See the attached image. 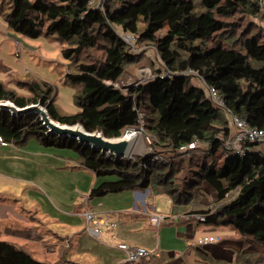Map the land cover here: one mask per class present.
I'll return each mask as SVG.
<instances>
[{
  "label": "trees",
  "instance_id": "16d2710c",
  "mask_svg": "<svg viewBox=\"0 0 264 264\" xmlns=\"http://www.w3.org/2000/svg\"><path fill=\"white\" fill-rule=\"evenodd\" d=\"M88 2L0 0V15L10 30L60 42L68 62L65 83L75 88L73 101L79 111L64 112L56 103L54 86L45 81L28 80L25 95L0 81V100L20 108L42 102L60 124H80L107 138L121 137L129 128L139 127V112L143 111L144 130L157 151L175 152L199 138L216 155L221 147L217 138L229 129L228 116L190 78L149 79L127 92L105 83H120L127 69L148 57L147 53H129L115 31L120 29L136 34L140 46H156L168 69L198 71L207 84L218 89L234 114L264 130V36L248 31L237 35V22L230 20L239 12L264 18L256 0H106L104 11L89 8ZM166 25V35L159 38L157 33ZM0 134L16 146L35 138L45 146L71 149L76 163L98 178H117L92 189L91 197L154 184L175 204L189 205L194 190L208 185L215 194L216 210L204 224L228 226L264 246L263 154L228 156L218 168L200 165L193 181L181 188L174 160L160 165L148 154L116 160L76 139L47 134L35 114L15 117L0 111ZM0 264L48 263L0 242ZM235 264L264 263L260 256L238 254Z\"/></svg>",
  "mask_w": 264,
  "mask_h": 264
},
{
  "label": "crops",
  "instance_id": "0c3cea01",
  "mask_svg": "<svg viewBox=\"0 0 264 264\" xmlns=\"http://www.w3.org/2000/svg\"><path fill=\"white\" fill-rule=\"evenodd\" d=\"M0 18L7 25L6 21L0 15ZM0 19V21H1ZM8 27V25H7ZM9 29V28H8ZM18 44V41H17ZM151 49L145 53L148 57H151L149 51L155 50L150 46ZM21 55V52L18 54ZM154 63L152 67H138L129 68L126 70L125 75L128 82L131 80H149L152 76L158 74L160 70V64L156 59V55L152 59ZM145 76V77H144ZM193 83V81L191 80ZM56 103H59L56 100ZM25 145V144H24ZM22 145V146H24ZM17 146L13 143L7 146L0 147V160L3 161H18L22 160L23 164L31 163L35 166V172L41 168H72V164L76 163V154L73 152L72 155H62L56 153L51 155L41 149H30L32 152L16 148ZM24 148V147H23ZM21 152V158H19ZM134 150V149H133ZM132 150V151H133ZM135 155H141V146L136 147ZM37 152V155H36ZM145 150H143V153ZM18 153V154H16ZM35 153V155L33 154ZM147 153H144L145 155ZM40 157L38 161L35 158ZM78 165V164H77ZM79 166V165H78ZM75 170H63L67 177V183H62L54 186L52 189L57 191L54 193L50 192V196L45 195L46 192L42 189V185L37 183L42 192H38L37 195L44 199L46 208L44 214L49 216L50 219L61 221L62 218L64 224L71 226L77 225L79 230L75 232L72 243V253L74 256V250L77 252L89 253L87 258L90 261L93 260V255L100 259V264H140L143 261L140 260L135 263H128L125 259V253L120 250L117 246L119 243H127L129 245H138L148 248L152 251H158L159 255H152L149 258L143 260H149L155 258L160 261H164L163 264H207L202 256L211 255L214 259L223 263L233 262L235 256L242 249H237L234 252L233 248H229L231 244L242 243L240 248H243V240L235 238L237 233L233 230L226 229L228 226H208L203 223L190 222L185 218V214L191 210L193 211H205L210 204H214L215 194L214 191L205 185L198 187L194 190V197L189 205L175 204L172 198L164 193L160 187L152 184L148 188L143 189L140 187L134 189H126L121 192L108 193L105 196H90L92 189L97 187L106 181H116L117 178L101 177L98 178L91 170L79 166L74 168ZM18 170V172H16ZM12 175L22 176L25 172L17 168ZM38 170V171H39ZM37 171V172H38ZM46 177V176H45ZM45 184L49 185L47 178ZM41 185V186H40ZM44 188V187H43ZM199 189V190H198ZM86 192L88 199H86L83 206L78 207L75 205V198L64 202L61 206L57 203L58 198L63 199L64 192ZM59 206V207H58ZM60 207L66 211H60ZM60 209V210H58ZM93 212L98 216L112 215L118 219V226L116 229H112L107 226H103L101 236L102 241L93 237L88 231L87 221L85 212ZM160 213L165 217L164 221L160 226H156L150 221L152 215ZM83 218V219H82ZM80 222L81 225L77 223ZM86 225V230L84 226ZM225 227V228H224ZM6 230V231H5ZM4 231L14 238L24 243L26 246H34L36 251L41 249L44 255L52 254L57 251V248L48 253L46 248L54 246L50 241H47L49 233L47 231H41L37 227H25L22 224H10L4 226ZM220 232V234L218 233ZM204 236H214L218 240L208 245L200 246L198 240ZM10 238L6 239L11 244L15 241ZM63 240V239H62ZM61 240V241H62ZM72 239L70 240V242ZM105 241V242H104ZM42 245V247H39ZM68 249V248H67ZM50 252V251H49ZM66 251L61 250V258L64 260L59 263L53 264H88L87 262H73L71 256L66 258ZM226 261V262H225Z\"/></svg>",
  "mask_w": 264,
  "mask_h": 264
},
{
  "label": "rangeland",
  "instance_id": "374dc122",
  "mask_svg": "<svg viewBox=\"0 0 264 264\" xmlns=\"http://www.w3.org/2000/svg\"><path fill=\"white\" fill-rule=\"evenodd\" d=\"M232 19L233 21L237 22V35L248 31L253 34L260 33L262 34V36H264L263 17L239 12L230 20ZM167 29L168 27L166 25L157 33V36L159 38L164 37L166 35ZM20 52L21 55L19 56L18 54ZM148 53L151 54V57H142L136 65L130 68H138L142 66L152 67L154 63L151 60L154 58L155 53L153 51H149ZM67 63V60L63 57L62 45L59 41L54 38H47L45 36H41L39 38H31L29 36L15 33L14 31L8 29L7 25H5L4 21L1 19L0 81L3 82L6 87L13 88L18 92V94L25 95L28 94V91L24 87V84L28 82V80L48 82L54 86L57 96L56 100L61 106L62 110L70 114L76 113L77 111H79V108L74 104L73 101L75 88L73 86L66 85L65 83V76L68 72ZM127 81L128 79L125 75L120 79V84H126ZM150 140L151 137L146 133V131H140L137 134L135 147L141 146V155L149 152L148 142ZM18 147L19 146H17L16 148ZM29 148L36 150L41 149L51 155H55L56 153H60L62 155L73 154V151L71 149L51 145L45 146L43 144H40L35 138L29 139L24 146L19 147V149H21V152L22 150L32 152ZM143 150H145L144 153ZM16 152L20 153L19 158H21V152ZM33 154L35 155V153ZM134 154H136V151ZM134 154L131 155L132 158ZM39 158L40 157L35 158V161H38ZM224 159L225 157L221 151H219L216 155H213L206 148H198L184 156L175 157L174 162L176 168L175 170L177 171V184L181 188L183 186L186 187V185H189L193 181V174L197 171L200 165L208 163L218 168L223 164ZM79 166L77 164H72V168H68L66 166L65 168L59 169H50L43 167L41 168V170L37 169V171L39 170L38 172H35L36 168L31 163H26V165H24L22 160H0V242H6L8 241L6 239L12 238L5 232L6 230L4 231V226L10 224H22L27 228L37 227L41 231H47L49 235L46 242L50 241L52 244H54V246L49 248L47 247L46 250L48 251V253H51L54 248H57V251L53 252L52 254H48L47 257V255H44L41 249H39V251H36L33 249L35 248L34 246H26L19 240H15L14 238H12L15 241V243H13L12 245H14L18 250L26 252L32 255L38 261L48 264L58 263L56 261L61 258V250L66 251V258L69 257L68 255L71 256V253L73 251V237L75 232L79 230V227L77 225L68 226L64 224V220L62 218H59L61 221H56L55 219H50L49 216L44 214L46 203L44 199H41L37 195L38 192H42L37 183H40L42 185L40 186L46 192L45 195L50 196V192H56L57 194V191L53 190L52 188L58 184L67 183V180L65 179V177H67V174H65L63 170L72 172L73 170H75L74 168H79ZM17 168L22 169L25 174L22 176H16L15 174L10 177L11 174L9 175V173H14L15 169L17 170ZM16 172H18V170ZM46 178L49 185L45 184ZM204 185L205 184H203L202 187ZM205 186L208 187V185ZM74 198L75 205L79 207L80 204L81 206H83V204H85L86 198L89 197L86 192L79 191L78 193H76L72 191L64 192L63 199L58 198V200H56V198H54V200L61 206H63L62 204L64 202H68V200H73ZM60 209L58 210L66 211L62 207H60ZM77 224L81 225L80 222H78ZM86 229L87 228L85 225L83 230ZM226 229L232 230L230 227H226ZM218 233L220 234V232ZM235 238H240V240H243V248H240V245L242 243L240 244L237 242H235V244H231L229 248H233L234 252H236L237 249H242L238 254H244L245 256H260V258L263 259L264 263L263 245L258 244L257 242L249 238H245L238 233ZM71 239L72 241L70 242ZM99 240L102 241L103 238L100 237ZM39 247H42V245H40ZM75 250L74 256H71L73 262L100 264V259L98 257L93 255V257L95 258L90 261L89 258H87L89 253H80ZM237 255L235 256L233 262H227L223 264H235ZM202 258L207 262V264H222L220 261L214 259L211 255L202 256ZM63 260L64 257L59 260V263H61V261ZM142 261L143 262L140 264H163L164 262L155 258H150L149 260Z\"/></svg>",
  "mask_w": 264,
  "mask_h": 264
},
{
  "label": "built area",
  "instance_id": "2783aa9c",
  "mask_svg": "<svg viewBox=\"0 0 264 264\" xmlns=\"http://www.w3.org/2000/svg\"><path fill=\"white\" fill-rule=\"evenodd\" d=\"M261 8L264 10V0H256ZM105 2L106 0H89L88 6L91 9H99L105 10ZM117 35L126 43L129 53L135 55H139L145 53L147 50H150V46H140L138 44V36L131 32H125L120 29H115ZM155 50L156 59L160 64V72L151 77L161 78V79H172L175 76L188 77L193 81V84L203 89L206 92L207 97L213 104V106L221 111H223L229 120V129L223 131L218 136V140L221 141L220 151L223 153L224 157L228 156H240L244 157L248 153H259L264 155V130L252 127L246 120L240 118L238 115L234 114L233 111L227 107L225 104L220 92L214 86H211L206 83L203 76L196 70L188 68L183 71H172L167 68L165 63L162 61L160 54L158 52L157 47H152ZM18 54V53H17ZM143 80H131L127 81L126 84L122 83H114L112 81L106 80L105 83L107 85L114 86L119 88L125 92H127L130 87L138 86L142 83ZM136 109V108H134ZM144 115L143 111L139 112L140 117V125L137 128H129L128 130L138 134L140 131H144ZM127 132V131H126ZM125 132V133H126ZM124 133V135H125ZM149 152L148 155L152 157V161L154 163L160 165H168L172 160H174V156L177 154L178 156H184L189 154L190 152L198 149V148H206L211 153V147L209 143L203 142L199 138H195L191 143L181 146L175 152H160L157 151L154 147L150 145V141L148 142ZM13 144L12 142H7L3 136L0 134V147L7 146ZM146 155V154H145ZM132 158L129 156L128 159ZM88 199V198H86ZM216 210L214 204H210V206L205 211H211L209 214L200 212V211H189L185 214V218L190 222L197 223H205L207 217L214 213ZM85 217L87 221V227L90 234L98 239L101 236L103 226L110 227L112 229H116L118 226V219L116 216L106 215V216H98L93 212L86 211ZM165 217L160 215V213H156L151 216L150 221L154 223L156 226H160L164 221ZM218 240V238L214 236H204L198 240V244L200 246L208 245L210 243H214ZM120 250L125 253V259L128 263H135L140 260L149 258L152 255H159L158 251H151L146 247L138 246V245H129L127 243H119L117 246Z\"/></svg>",
  "mask_w": 264,
  "mask_h": 264
},
{
  "label": "water",
  "instance_id": "95a60500",
  "mask_svg": "<svg viewBox=\"0 0 264 264\" xmlns=\"http://www.w3.org/2000/svg\"><path fill=\"white\" fill-rule=\"evenodd\" d=\"M9 111L12 116L19 117L35 114L40 117L42 126L47 129V134H55L59 138L76 139L80 145L90 146L93 150H100L102 154L119 159H128L130 151L136 145L137 134L127 130L125 135L118 138H107L100 132H88L80 124L66 125L53 120L42 102L20 108L13 102L0 100V111Z\"/></svg>",
  "mask_w": 264,
  "mask_h": 264
},
{
  "label": "bare ground",
  "instance_id": "6f19581e",
  "mask_svg": "<svg viewBox=\"0 0 264 264\" xmlns=\"http://www.w3.org/2000/svg\"><path fill=\"white\" fill-rule=\"evenodd\" d=\"M137 147H138V146H137ZM135 149H136V147H135ZM135 149H134V150H135ZM134 150H133V151H130V154H129V156H131V155H133V154L135 153V151H134Z\"/></svg>",
  "mask_w": 264,
  "mask_h": 264
}]
</instances>
